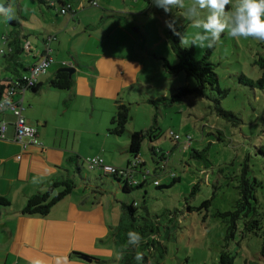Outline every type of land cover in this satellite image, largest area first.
<instances>
[{"label":"rangeland","instance_id":"1","mask_svg":"<svg viewBox=\"0 0 264 264\" xmlns=\"http://www.w3.org/2000/svg\"><path fill=\"white\" fill-rule=\"evenodd\" d=\"M18 1L12 0L10 6L14 15L18 11ZM30 1L32 4L28 1L27 15H32L30 7H34L43 20L39 6H43L45 11L49 8L40 0ZM84 2L88 4V0ZM192 3L193 0H185L186 8ZM236 3L237 0H232L226 14L231 13ZM89 8L99 14H96L98 18L102 15V8L112 10L110 12L113 14L127 9L131 12L127 16L133 23L132 27L135 31L140 29L139 37H144L147 47L151 48L147 71L142 74L143 81L126 100L130 104L131 116L127 130L117 139L122 141L119 143L125 148L130 141V132L144 131L156 117L162 134L153 144L159 152H166L168 161L166 167H157L147 137L138 157L145 162L141 165L143 172H138L136 177L145 184L125 191L124 183L101 172L99 168L90 169L87 157L82 158L81 168L85 178L83 180L74 164L71 173L76 187L73 192L87 190L92 199L95 196L102 199L109 206L112 231L118 230L127 221L128 214L122 204L134 203L139 217L137 223L148 224L156 230L150 244L140 243L138 246V250L148 256L149 264H218L224 247L234 254V264H264V217L259 233L244 235L243 220H240L236 235L227 239V222L218 214L235 209L240 196L238 186L246 165L250 179L259 181L256 190L258 210L264 211V156L258 151L264 145V90L239 80L241 74L254 80L261 76L256 61L260 55H264V42L252 37L236 39L225 30L208 56L215 65L222 92L207 87L202 95L192 92L180 102L158 101L161 96L176 94L181 87L197 86L195 79L185 72L170 75L163 65L162 57L168 58L172 64L178 62L168 41L169 29L165 26V20L174 19L180 32L189 39L202 29L195 27V20H187L183 16L185 9L175 8L173 12L165 13L152 0H98V5ZM197 8L193 7L191 11L195 13ZM207 14L206 9L200 10L198 19H206ZM223 19L221 17L222 22ZM193 46L197 59H201L209 49ZM43 83L35 96H60L58 94L66 92L49 87L47 81ZM217 99L224 109L234 112L236 118L227 120L220 116L216 109ZM74 110L78 111L77 104ZM87 113L90 116L91 111ZM92 121L94 117L84 121V125L80 120L77 124L82 125L84 130L94 124ZM83 133H78L76 144L80 143ZM174 133L181 136L179 141L174 138ZM90 134L95 138L94 133ZM187 136L192 137L191 149L186 148L188 144L186 147L184 145ZM122 152L118 165L136 160L126 149ZM174 173L180 177L176 182H173ZM156 180L168 186L158 187ZM205 201L208 202L204 204ZM108 245L118 257L119 246L113 234L108 236ZM108 258L111 259L110 256ZM110 264L117 263L110 261Z\"/></svg>","mask_w":264,"mask_h":264},{"label":"crops","instance_id":"2","mask_svg":"<svg viewBox=\"0 0 264 264\" xmlns=\"http://www.w3.org/2000/svg\"><path fill=\"white\" fill-rule=\"evenodd\" d=\"M28 1L32 4L30 0L18 1L17 14L7 23L0 15V48L8 49L9 37L24 43L23 48L18 45L11 54L9 49L7 55L0 53V83L27 73L47 50L45 42L50 34L57 36L49 42L55 62L38 83L42 87L47 81L52 87L49 80L64 67V61L77 71L72 76L73 86L60 96H35L41 88L25 93L26 121L37 128L43 144L24 147L16 139L15 115L10 110L0 114V124L7 122L4 136H0V194L11 202L9 206L0 204V264H121L119 250L115 257L114 249L108 245L113 230L109 206L96 196L92 199L87 190L72 191L46 217L25 215L22 209L29 196L45 190L67 171L72 172L76 165L69 159L72 155H77L80 163L82 158L99 155L108 164L129 165L131 160L125 165L117 164L122 151L129 152L128 144L124 148L108 127L118 100L126 102L143 81L151 48L144 37H139L140 29L132 27L127 9L113 14L102 8L98 18L99 14L89 8L93 6L89 0L88 4L84 0H67L73 5L82 4L77 15L63 14L44 2L49 9L39 6L41 20L34 7H30L32 15H27ZM11 3L12 0H0L6 7ZM28 44L30 50L25 48ZM76 104L78 111L74 110ZM87 111H91L90 116ZM90 117H94V124L83 130L78 121L83 124ZM80 132L84 133L76 144ZM91 146L97 148L93 150ZM142 168L139 165L134 169L135 179ZM79 174L84 180L82 169Z\"/></svg>","mask_w":264,"mask_h":264},{"label":"trees","instance_id":"3","mask_svg":"<svg viewBox=\"0 0 264 264\" xmlns=\"http://www.w3.org/2000/svg\"><path fill=\"white\" fill-rule=\"evenodd\" d=\"M40 1L45 2L51 8L55 7L56 9L60 10V12H62L63 14L70 13L72 15H77L82 9V4L73 5L67 0H53L54 4H51L50 0H40ZM89 3L95 6L98 5V0H89ZM68 5L69 7L67 8V10L63 12L62 9L67 7ZM176 27L180 32L179 27L178 26ZM18 35H20L19 32ZM56 38H57L56 34H50L47 37L45 42L47 50H45L44 54L35 63H38L44 56H51L54 59L53 63L55 62V58L53 54L50 53L52 49L50 48L49 42ZM168 41L171 49L178 58V62L176 64H172L168 58L162 57L164 59L163 65L166 68L168 74L176 75L181 72H185L189 77L195 79V81L197 82V86L194 88L181 87L177 89L176 94H173L171 96H161L160 98H158V101L169 100L172 101L173 103L180 102L184 97H186L189 93L192 92H196L202 95L207 87H210L211 89H218L220 92H222L219 85V76L215 70V65L208 58L209 53L214 49V47L207 49L204 56L201 59H197L194 46L188 48L181 47L180 38L174 35L170 29L168 30ZM18 45L23 48L24 43L21 44L19 40H17V37H14L13 40H11L9 37L8 46L10 48L9 51L10 54L12 51H14L17 48ZM26 47H28V50H30L31 48V47L29 48V44L26 45L25 48ZM9 53H5V55ZM53 63L51 64V66L53 65ZM256 63L260 67L261 76L257 80H254L247 77L245 74H241L239 80L244 84L250 85L252 87H258L264 90V55H260ZM50 67L48 68L47 72L49 71ZM73 83H74V78L70 77L69 73L66 71L55 72L54 76L49 80L50 86L58 89H70L73 86ZM8 86H9V82L0 83V98L2 97L5 89ZM40 88H41V83H37V85L32 87L30 90L38 91ZM153 102H155V100ZM117 103L118 104L116 107L115 114L113 115L110 125L108 127V132L112 135L120 136L127 130V124L131 117L130 104L127 102H122L120 100H118ZM216 109L218 110V114L226 118L227 120H230L232 117L236 118L235 113L230 110L224 109L220 105V101L218 99L216 100ZM159 129L160 126L158 125L157 118L155 117L150 127L145 129L144 131L135 130L130 132V141L128 143V150L130 154L134 156V159L136 160L138 159L139 154L141 153L142 150L143 142L148 137L151 142V150L153 152L154 159L157 163V167H166L168 161V156L166 152L163 150L159 152L157 147L153 144V142L157 138H159L162 134V132H159L160 131ZM37 136L38 139L40 140L38 133ZM180 139L181 137L176 140L179 141ZM191 141H192V137L190 139L189 144L187 143L186 140L184 141L185 147L188 144V146L186 147L187 149L192 148ZM258 151L260 154L264 156V145L260 146L258 148ZM201 153L205 155L204 151H202ZM69 159L71 161L76 162V171L80 172L82 169L81 168L82 165L80 162H78V156L72 155ZM131 162L132 161H130V163ZM143 163L145 162H142L140 165H143ZM247 170H248V165H246L244 168L241 182L238 186L240 196L236 201L235 209L232 211H223L218 213L219 215L222 216V218H224V221L227 222V227H228L227 239L233 238L236 235L240 220H243L244 230L242 231V233L244 235H246L247 233L257 234L263 228L264 211L258 210L259 199L256 195V190H257V186L259 185V181L257 179L251 180L247 174ZM109 175L114 176L121 183H124L123 189L125 191H130L136 185L138 187H141L145 184L142 180L138 181L137 179H135L136 181H133L130 177L121 178L114 174H109ZM172 177H173V182H176L180 179V177L175 175V173L172 175ZM73 178L74 175L67 171V173L61 179L52 182L45 190L38 191L33 195L29 196L25 206L22 209V213L30 216H42V217L48 216L51 213L53 206L57 204L59 201H61L63 198H65L67 195H69L75 189L76 184ZM155 184L158 187L168 186L167 184L162 185L159 181L158 183ZM207 202L208 201H205L204 204H206ZM0 204L4 206H9L11 202L7 197L0 194ZM122 206L126 214H128L127 221L123 225H121L120 228H118V230L116 229L111 233L114 236L115 242L119 246V253H120L119 261L121 262V264H149L148 256L143 251L141 252L144 257L143 261L141 262L136 261L135 255L137 252L140 251L138 250V246L134 247L127 244L128 233L129 231L138 232L142 237V240L140 242L141 245L142 244L148 245L152 242L151 237L156 234V230L154 229V227L149 226L148 224L137 223L139 217L137 215V207L134 203L128 204L124 202ZM189 208L191 209L190 206ZM234 261H235L234 254H232L228 248L224 247V249L220 253L218 264H234Z\"/></svg>","mask_w":264,"mask_h":264},{"label":"clouds","instance_id":"4","mask_svg":"<svg viewBox=\"0 0 264 264\" xmlns=\"http://www.w3.org/2000/svg\"><path fill=\"white\" fill-rule=\"evenodd\" d=\"M152 3L156 7L163 8L165 13H171L175 8L185 9L183 16L187 20H195V27L202 29V32H197L189 39L178 31L174 19L165 20V26L180 38L181 47L188 48L195 45L199 48H211L220 40L225 30L230 37L236 39L252 37L264 42V0H237L230 14H226V9L232 0H193L187 8L185 0H152ZM197 6V11L193 13L191 9ZM205 9L208 12L206 19H198L199 11ZM0 15L4 17L5 23L14 18L13 9L3 4H0ZM221 17L224 18L223 22ZM141 240L142 237L138 232L129 231L128 245L139 246ZM135 259L138 262L143 261V254L137 252Z\"/></svg>","mask_w":264,"mask_h":264},{"label":"built area","instance_id":"5","mask_svg":"<svg viewBox=\"0 0 264 264\" xmlns=\"http://www.w3.org/2000/svg\"><path fill=\"white\" fill-rule=\"evenodd\" d=\"M51 4H54L53 0H50ZM96 3V2H94ZM69 5L62 9L63 12L67 10ZM10 50V48L8 47ZM4 47L0 48V53H7ZM54 59L51 56H44L38 63H35L29 71L25 74L13 77L9 81V86L5 89L2 97L0 98V114L6 110H10L15 115V131L16 139L24 146L27 147L30 144H39L42 142L38 139V130L35 126L27 123L26 117L24 115L25 103L24 96L25 93L32 87L36 86L39 77L46 73L48 68L53 63ZM63 65H67V62H63ZM10 102V103H9ZM7 129V122L3 121L0 124V136H4ZM181 136L174 133V138L179 139ZM191 136H187L186 141L189 144ZM19 158L21 156H18ZM88 167L90 169H95L98 167L103 168L104 172L107 174H114L121 178L130 177L133 181H136L133 177L134 169H137L142 163L141 160L137 159L132 161L128 166L119 167L115 165L108 164L104 161L102 156H93L87 159ZM150 172L148 171L147 174ZM144 173V177L147 175ZM155 183H158L156 180Z\"/></svg>","mask_w":264,"mask_h":264},{"label":"water","instance_id":"6","mask_svg":"<svg viewBox=\"0 0 264 264\" xmlns=\"http://www.w3.org/2000/svg\"><path fill=\"white\" fill-rule=\"evenodd\" d=\"M58 71H66L69 73L70 77H72L74 73L77 71V68L75 66H64V67H60ZM80 257L89 262L92 261V258L87 255H81Z\"/></svg>","mask_w":264,"mask_h":264}]
</instances>
